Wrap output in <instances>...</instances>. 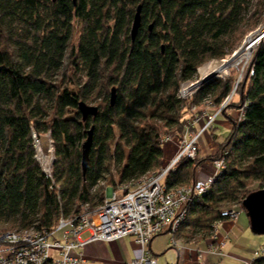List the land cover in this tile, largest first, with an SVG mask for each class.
I'll list each match as a JSON object with an SVG mask.
<instances>
[{
    "label": "trees",
    "instance_id": "16d2710c",
    "mask_svg": "<svg viewBox=\"0 0 264 264\" xmlns=\"http://www.w3.org/2000/svg\"><path fill=\"white\" fill-rule=\"evenodd\" d=\"M247 21L251 29L264 22V0H0V230H52L81 205L100 206L106 192L99 185L115 183L114 169L125 182L164 167L162 135L176 130L182 137L193 106L201 111L210 100L219 107L236 81L212 79L190 100L179 97L181 83L232 53ZM251 69L224 110L247 101L245 119L234 121L210 157L224 156L226 168L188 205L176 240H209L214 224L227 219L222 213L251 193V181L264 187V42ZM80 101L97 103V115L84 120ZM34 132L55 145L53 179L35 158ZM204 161L183 157L165 185L193 183Z\"/></svg>",
    "mask_w": 264,
    "mask_h": 264
},
{
    "label": "built area",
    "instance_id": "2783aa9c",
    "mask_svg": "<svg viewBox=\"0 0 264 264\" xmlns=\"http://www.w3.org/2000/svg\"><path fill=\"white\" fill-rule=\"evenodd\" d=\"M251 73H253L252 69H250ZM229 75L230 73L224 77L214 74L212 77L226 79ZM241 76L219 107L214 106L210 100L206 101L201 111L197 106H193L182 137L176 130L167 131L162 135L163 145L177 139L180 150L157 172L138 180L118 182L100 206L93 209L89 204H83L80 212L72 219L61 216L57 227L52 230H0V264H83L84 249L89 243L116 241L126 236L134 238L139 247V254L124 264H160L157 255L150 248L151 241L161 233H170L172 240L177 241L174 234L186 220L188 205L200 199L210 189L217 177L225 170L226 159L224 156L211 159L212 171L206 177L196 179L191 184L168 188L164 183L165 178L175 170L183 157L198 158L200 138L213 128L218 117L228 107L241 81ZM199 79L182 82L179 97L184 100L192 99L203 85ZM247 105L245 101L239 106V114L235 117L236 123L244 121ZM210 108L214 110L210 112ZM33 138L35 158L44 174L53 179L55 152L50 157L41 158L40 139L35 132ZM50 140L52 142L51 138ZM243 210L241 203L224 211L222 215L227 216L226 220H237ZM226 220H219L214 224L208 245L210 251L221 252L224 241L219 240V235ZM86 232L89 235L84 238L83 234ZM203 256L204 251L198 249L197 264H202ZM256 259H264V245L246 264H253Z\"/></svg>",
    "mask_w": 264,
    "mask_h": 264
},
{
    "label": "crops",
    "instance_id": "0c3cea01",
    "mask_svg": "<svg viewBox=\"0 0 264 264\" xmlns=\"http://www.w3.org/2000/svg\"><path fill=\"white\" fill-rule=\"evenodd\" d=\"M240 99H235L238 102ZM214 109L210 108L209 111L212 112ZM239 114V107H231L227 109L222 115H220L217 121L221 122L228 128V135L225 139L219 140L217 135V125L214 124L213 128L205 133L200 138V153L199 159H205L202 166L197 172L199 178L206 177L212 171V165L209 158L212 155H216L220 149L221 144L225 142L229 136L233 126L234 119ZM212 138V139H211ZM164 148V162H170L179 152L180 146L177 139L167 142L163 145ZM209 160V161H208ZM196 178V179H199ZM250 221L242 214L237 220H226L221 227V233L219 235V240L224 241V246L221 247V252L216 253L209 250V242L211 240H206L199 243H186L183 242V246L179 251V260L177 264H196L199 262L197 258V250L202 249L204 251V256L202 264H212V260H223L224 258H233L234 255L227 253L226 248H233L237 246V240L250 229ZM85 234V236H84ZM84 238L89 235L88 232L84 233ZM155 239V238H154ZM153 239V240H154ZM150 243V248L152 249V242ZM178 240V239H177ZM261 244L256 250L250 252L249 258L238 256V260L241 264H246V262L254 258L255 252L263 246ZM139 254V247L134 241L132 236H126L123 239L116 241H94L89 243L84 249L85 262L83 264H124L127 260L135 258ZM233 256V257H232ZM216 264V263H215Z\"/></svg>",
    "mask_w": 264,
    "mask_h": 264
},
{
    "label": "rangeland",
    "instance_id": "374dc122",
    "mask_svg": "<svg viewBox=\"0 0 264 264\" xmlns=\"http://www.w3.org/2000/svg\"><path fill=\"white\" fill-rule=\"evenodd\" d=\"M248 24H250V23H248V21H247L244 24V26L242 27V29L240 30V32L238 33V42L236 44V48L234 49V51L232 53L228 54L223 59H212L210 61H215L217 64H220L224 59H227V58L235 55L244 46L247 37L251 33L255 32L256 30H258L264 26V22H263L262 24L257 26L255 29H251ZM77 39H78V33L76 32L73 42L76 43ZM255 52L252 55V58H251L249 64L244 68V71L241 70V68H240L242 66L241 64H239V66L233 65V66H231V68L229 70L230 75L226 79L233 78L235 81H237L239 79V77L242 75L240 84L245 83L247 77L250 74L251 64H252ZM210 61H208V62H210ZM216 78L217 77L213 76L210 78V80L216 79ZM198 79H199V73H198L197 80ZM221 79H223V78H221ZM235 99H240V94H237L235 96ZM90 105H96L97 106L98 104L97 103H91ZM234 121H235V119H234ZM215 125H217V132L216 133L219 137L218 138L219 140H217V141H221V140L225 139V137L228 135V131H229L228 128H226V126L219 121H217L215 123ZM207 134H209V133H207ZM39 143H40L41 152H42L41 158L44 156H46V157L52 156L53 152H55V145H54L53 141L51 142L49 135H43V137ZM197 159H199V158H197ZM209 160H211V159L209 158ZM167 163H169V162H167ZM113 176L115 179V183H112L109 180H103L99 185L100 187L105 189L106 196L113 191V189L116 187L117 183L119 182V176H118V173L115 169L113 170ZM199 177L196 175V178H199ZM262 188H264V187H262L258 181H251L248 184V190H251V192L262 189ZM234 206H239V203L234 204L232 207H234ZM241 214L248 219V216H247L245 210H243ZM1 230H10V229L8 228V229H1ZM11 230H14V229H11ZM84 236H85V234H84ZM182 241L186 242L183 238H181L179 236V239L176 242H174L172 240V234H170V233H164V234L156 236L152 242V251L157 255L159 263L160 264H177V262L179 260V251L181 249V246H183ZM199 242H204V241H192V242H186V243H199ZM236 242H237L236 243L237 246H235L233 248H226L227 253H231L234 255V257L232 256L233 258L227 257V258H224L223 260L213 259L212 264H215V263L216 264H241V262L238 260L239 259L238 256L241 255L243 257L249 258L250 252L256 250L261 244L264 243V234H261V235L255 234L250 228L247 230L246 233L244 232V234L241 236V238H239V240H237Z\"/></svg>",
    "mask_w": 264,
    "mask_h": 264
},
{
    "label": "water",
    "instance_id": "95a60500",
    "mask_svg": "<svg viewBox=\"0 0 264 264\" xmlns=\"http://www.w3.org/2000/svg\"><path fill=\"white\" fill-rule=\"evenodd\" d=\"M158 1L161 2L162 0H158ZM141 8L142 6L139 5L134 17L132 31H131L133 40L135 39L138 29L141 25V19H142ZM210 78L203 80L201 83L204 84L208 82ZM116 96H117L116 89L113 88L110 99L112 105L115 103ZM79 110L83 116V119L87 120L89 116H96L99 109L98 106L96 105H90L85 101H80ZM93 133H94V126H92V128L89 130L88 138L83 144V149H82L83 173L86 172V169L90 161V152L93 144ZM242 204L249 218L251 230L255 234H260V235L264 234V188L249 193L247 197L243 200Z\"/></svg>",
    "mask_w": 264,
    "mask_h": 264
},
{
    "label": "bare ground",
    "instance_id": "6f19581e",
    "mask_svg": "<svg viewBox=\"0 0 264 264\" xmlns=\"http://www.w3.org/2000/svg\"><path fill=\"white\" fill-rule=\"evenodd\" d=\"M264 42V26L255 32L251 33L244 44V46L233 56L224 59L220 64L215 61H210L199 68L200 79L199 82L212 77L214 74L219 76H227L230 68L233 65L241 64V70L249 64L252 55L258 48L259 44Z\"/></svg>",
    "mask_w": 264,
    "mask_h": 264
}]
</instances>
